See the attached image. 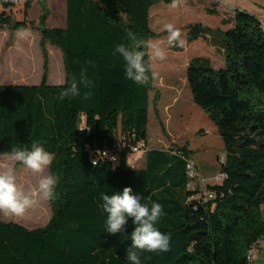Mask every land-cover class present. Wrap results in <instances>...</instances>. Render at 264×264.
<instances>
[{
  "label": "trees",
  "instance_id": "trees-1",
  "mask_svg": "<svg viewBox=\"0 0 264 264\" xmlns=\"http://www.w3.org/2000/svg\"><path fill=\"white\" fill-rule=\"evenodd\" d=\"M33 0L25 4L26 14ZM172 0H67L65 28H41L43 77L37 85L0 84V155L11 146L39 144L53 153L50 173L58 177L52 217L44 227L29 229L0 220V264H129L127 249L134 229L106 232L107 213L101 194L131 187L141 203L158 202L164 215L156 227L171 235L170 249L143 253L141 264H248L250 247L264 237V31L260 18L236 10L229 30L201 23L186 27L187 45L209 37L223 52L224 65L195 57L187 67L194 102L207 112L225 144L220 171L226 178L191 189L185 145L147 151L145 168H132L125 154L116 163L92 159L119 135L136 134L148 142L151 92L157 108L161 92L154 79L140 86L126 79L123 58L115 48L131 47L128 33L149 41L167 35L151 27V9ZM0 30L35 29L34 21H18L15 0H0ZM42 4L46 5L45 0ZM208 13L216 11L208 9ZM227 25L229 20L223 19ZM63 53L66 80L48 83V45ZM147 51V49H141ZM148 60V57H145ZM92 61L94 67L88 64ZM87 67L93 87L81 95L58 99L62 88L79 79ZM90 91L89 99H83ZM18 167L22 165H17ZM214 195L208 198L204 192Z\"/></svg>",
  "mask_w": 264,
  "mask_h": 264
},
{
  "label": "rangeland",
  "instance_id": "rangeland-1",
  "mask_svg": "<svg viewBox=\"0 0 264 264\" xmlns=\"http://www.w3.org/2000/svg\"><path fill=\"white\" fill-rule=\"evenodd\" d=\"M26 1L15 0L12 12L18 21H34L36 28L31 31V36L28 39L23 40L17 37L16 31L0 30L1 84H40L43 77L44 58L40 48L41 34L37 30V27L65 28L67 25V0H45V7L42 4V0H33L27 14L25 10ZM226 1L231 4L227 6L228 9L245 11L247 8H250L248 0ZM158 5L166 6L167 4L161 3ZM258 8L264 11V5L255 6L256 10ZM3 10L4 8L0 4V13ZM258 12L260 11L258 10ZM225 15L227 14L225 13ZM227 16L230 17L229 15ZM214 19L212 18L213 21ZM184 20L182 19V22H185ZM160 28L153 26L154 31H161ZM178 29L181 31L182 38L187 41L186 27L180 26ZM166 37L167 35L158 39H151V41H162V47L165 48L167 53L165 60L152 62L154 67L152 71L157 73L154 84L165 93H167L168 86L174 84L180 91L181 96L179 102L175 104V109L171 110L174 118L168 124V131H164L161 123L157 120L155 106L153 101H151L148 126L150 143L166 150L176 146H187L192 152V158L201 177L212 181L220 171V160L226 155L225 144L216 124L210 119L207 112L194 102L187 82V69L183 66L186 57L190 56L194 58L196 55H208L211 53V50L206 46L208 43L201 41L200 46L189 47V51H174L167 47ZM201 47L207 53L199 50L194 55L195 50ZM48 50L50 57L49 84L58 85V83H53L52 81L64 78L66 75L63 53L59 47L51 44L48 45ZM213 57L215 65L222 67L224 61L223 52L217 48ZM157 63H159L161 68L157 67ZM154 97L155 93L152 94V99ZM168 97L166 94V98ZM3 158V155H0V159ZM137 167H141V163ZM16 169L18 183L25 191L36 187L40 174H32L24 169L23 166L18 167L16 165ZM45 174H51L50 167L46 170ZM51 217L52 205L50 201H41L37 207L29 210L23 218L4 217L0 214V220L2 221L16 222L32 229L46 226ZM258 249L260 250L261 260L256 259L254 263L264 264V237Z\"/></svg>",
  "mask_w": 264,
  "mask_h": 264
},
{
  "label": "clouds",
  "instance_id": "clouds-1",
  "mask_svg": "<svg viewBox=\"0 0 264 264\" xmlns=\"http://www.w3.org/2000/svg\"><path fill=\"white\" fill-rule=\"evenodd\" d=\"M181 0H172L171 7L176 8ZM167 47L183 48L186 41L182 38L181 31L172 23H165ZM31 30L22 28L17 30L19 39H28ZM128 38L132 46L120 44L115 48L124 61L125 78L140 86H147L150 80L156 78L157 73L152 71V62L166 59V50L162 47V41H145L138 39L136 34L129 32ZM141 49H147L143 51ZM148 60H145V57ZM88 64L95 66L92 61ZM64 81H61V85ZM81 87L89 89L93 82L88 77V69L84 67L80 71L79 79L73 78L68 87L62 88L58 99L74 98L81 95ZM91 92L83 94L87 100ZM0 159V214L4 217L23 218L39 205L41 201H51L56 197L58 177L45 174L51 166L55 156L45 150L39 144L27 146L13 145L10 151L4 152ZM96 161H93L95 166ZM16 165H22L32 174H40V179L35 188L25 191L18 183ZM102 208L107 213L105 221L106 232L111 235L123 233L131 219L134 225L130 233L131 245L127 249L126 259L129 264H141L143 253L160 254L170 249L171 235L162 233L156 224L164 215L163 206L158 202H152L151 206L141 203L139 195L133 194L131 187H124L122 192H114L111 195L101 194Z\"/></svg>",
  "mask_w": 264,
  "mask_h": 264
},
{
  "label": "crops",
  "instance_id": "crops-1",
  "mask_svg": "<svg viewBox=\"0 0 264 264\" xmlns=\"http://www.w3.org/2000/svg\"><path fill=\"white\" fill-rule=\"evenodd\" d=\"M228 5H231V4L228 3L226 0H181L180 5L176 8H172L171 4H167L166 6L158 5L157 7H153L151 9V18H150L151 19V27L153 28V26H155V27L160 28V27H163V25L165 23H172L177 28H179L180 26L187 27L188 25H191V24L201 23L204 26L210 27L212 29L221 28L222 30L226 31V30H229L233 26V19L232 18H234V16H235V10L228 9L227 8ZM248 5L250 8H247L245 10L246 12H248V13H250V14H252L258 18H260L264 15V11H261L258 8V10L260 11V12H258V10L255 9V6H257V5H259V6L264 5V0H248ZM208 9H212V10L216 11V13L210 14V13H208ZM225 13L227 15H229L230 17L225 15ZM230 13L233 15H231ZM214 17H215V19H214ZM212 18L214 19V21L212 20ZM182 19H185L184 20L185 22H182ZM223 19L229 20L230 23L227 25H224L222 23ZM212 22H213V24H211ZM160 29H161V31H164L163 28H160ZM5 32H8V31H5ZM201 41L208 43V44H206V46L209 47V50H211L212 54L210 53L208 55H198L197 56L196 54L199 50L206 52V50H204V48L201 47L200 49L197 48L195 50L194 55H196V57H200V56L209 57L213 61H215L213 55L215 54L217 48L215 46L211 45V43L209 42V37L206 40H198L196 42L189 44L186 47L185 51H187V50L189 51V47L200 46L199 44ZM192 59L193 58L190 56L185 58V60L183 62V66H185V69H187V67H188V65ZM157 64H158L157 67L161 68L159 63H157ZM223 65H224V61L222 63V66ZM153 68L154 67L152 64V70H153ZM65 80H66V75L64 78L56 79V80H53L52 82L61 84V81L65 82ZM49 82H50V73H49V78H48V83ZM155 87L161 92V99L158 103L157 108L159 110L160 117H161L162 121L164 122L166 131H168V124H170L174 118V116L172 114L173 112H171V110L175 109V104L179 102L181 93L176 88V85H174V84H170L168 86L167 93L163 92L156 85H155ZM152 94H154V92H151V95H150L151 101L154 100V98L152 99ZM166 94L169 96L168 98H166ZM150 110H151V104H150ZM180 113H179V115H180ZM149 115H150V111H149ZM179 115H178V117H179ZM156 118H157V115H156ZM157 120H158V118H157ZM148 143H149L148 151L166 150V149L160 148L158 145H151L149 131H148ZM146 153L142 157L141 167H139V168H145V166H146V163H147V154ZM192 157H193V155H192ZM29 229H32V228H29ZM257 259L259 261L261 260L259 249H258ZM253 264H255V263H253ZM258 264H260V263H258Z\"/></svg>",
  "mask_w": 264,
  "mask_h": 264
},
{
  "label": "built area",
  "instance_id": "built-area-1",
  "mask_svg": "<svg viewBox=\"0 0 264 264\" xmlns=\"http://www.w3.org/2000/svg\"><path fill=\"white\" fill-rule=\"evenodd\" d=\"M261 26L264 31V15L260 17ZM136 134H128V135H119L118 139L114 142L112 146H107L105 149L101 150L97 155L93 157L92 162L96 161L99 158L108 159L114 163L120 160V154L123 153L127 157V163L132 168H139L137 167L142 160L143 155L149 149V143L145 140L136 141ZM183 159L186 160L187 163V172L190 178L188 186L191 189L199 188L200 190L204 191L205 187L208 183H219L222 182L227 176L226 174L219 171V173L214 177L212 181L206 180L201 177L200 173L197 171L196 164L191 157H186L182 155ZM225 161V157L220 160V163ZM207 194L208 198H214L213 194L204 192ZM262 239L258 240L254 243L248 253H247V260L248 264H253L254 261L257 259L258 256V245Z\"/></svg>",
  "mask_w": 264,
  "mask_h": 264
}]
</instances>
